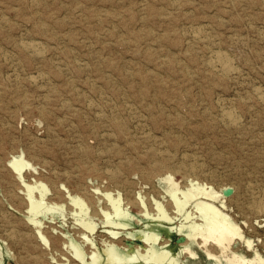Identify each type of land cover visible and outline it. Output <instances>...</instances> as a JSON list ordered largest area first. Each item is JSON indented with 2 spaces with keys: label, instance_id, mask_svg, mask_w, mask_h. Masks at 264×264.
<instances>
[{
  "label": "rangeland",
  "instance_id": "rangeland-1",
  "mask_svg": "<svg viewBox=\"0 0 264 264\" xmlns=\"http://www.w3.org/2000/svg\"><path fill=\"white\" fill-rule=\"evenodd\" d=\"M176 6L178 7L176 8ZM3 22L6 23L3 24ZM0 24V57L2 58L0 59V84H3V86L0 85V94L2 96V99L0 96V206H2L0 207V239H2L0 240V264H147L146 260L141 257V255H145V252L147 255L148 247L145 240L138 236L147 225V221L143 218V214L139 216V218H143V221L133 226V230L135 231L128 230V232L125 231L118 234L117 238H121L123 241L120 240L121 242L118 241L117 245L115 244L117 248H120L129 257L133 258L135 262L131 260L129 263L127 262L128 260L122 261L121 259H116L112 263V261H109L108 256L111 247H104L103 244L110 239L107 230L113 228L109 225H103L100 219L96 218L92 222L93 225H96V229L93 233H90L82 226V220H84V218L81 217L83 214L78 211V207H76L77 209H74L73 212H70L73 207L67 196H69V193L73 196V193L76 192L74 196L86 198L87 200L92 199L90 201L96 199L95 201L98 202V199H101L103 200V206L108 208L109 203L105 201L106 199L102 197V194L109 192L117 196L121 193L120 195H122L123 199H129V197L131 200L136 199L138 201H140L141 198L144 200L147 199L145 201L150 202L148 203L150 213H155L157 209H153L156 207L153 202H161L166 207L165 202L169 198L167 197L166 191L169 187L166 181L167 176L178 184V188L181 191L192 188V185L197 187L204 186L205 188L212 187L215 191L222 190L223 192L221 194L227 201L226 207L222 208L220 204H216V206L223 213L225 212L226 215L228 213L232 222L240 227L243 236L245 235L246 239L252 241L253 248L251 250L247 249L246 244L242 240H234L231 244L230 252L226 253L225 256L230 257L231 252H233L238 255L242 254L246 259L252 260L255 258L256 251L259 256L264 259V215L257 213L259 207L264 206V196H262L264 195V180H262V178L264 179V103L256 96L257 89L264 91V0H0ZM41 25H44V27ZM195 35L197 36L195 37ZM205 35H207V38H210L207 39L203 37ZM86 40L87 42H85ZM231 41L233 43H231ZM32 42L39 44L40 55L25 48L27 43ZM86 45L88 46L86 47ZM186 45L189 46L187 47ZM203 45H206V48H204ZM11 49L15 51H11ZM218 51L227 55L232 65H234L233 67L236 69L238 76H221L218 69L211 65L215 53ZM6 53H9V55H6ZM95 53L96 55H93ZM41 54H43V56ZM95 56H97V58ZM172 56L175 60H178L173 61L174 58ZM5 59L7 61H5ZM39 59L41 62L38 61ZM190 59L194 60L191 61ZM11 60L14 61V65H12L13 62ZM55 60H58V63L55 62ZM92 60L94 61L91 62ZM61 61L63 63H60ZM99 62L102 64L104 63V65ZM162 62H165V64ZM51 63L53 67H51ZM70 64L73 65L69 66ZM87 64L90 68L87 67ZM49 65L50 67H48ZM43 68L45 72L41 70ZM56 68H60L63 73L61 71L59 72L58 69L56 70ZM13 69L16 70V72ZM79 69H81V71ZM88 71L89 73H86ZM66 72L67 74H64ZM9 73H11V75ZM53 73H56V76ZM68 73L71 76H68ZM62 74L63 78H59ZM51 76L53 77L51 78ZM149 76L151 78H149ZM57 77L58 79L56 80ZM221 77L222 79L220 80ZM230 80L231 82H229ZM235 81H237V83ZM4 82H6V84ZM63 83L66 85H63ZM76 83H78V86H75ZM67 84L69 85L67 86ZM91 85L93 86L91 87ZM35 88L37 89L35 90ZM39 88H41L44 93L42 91L39 92ZM48 89L51 90L49 91ZM57 90L59 92H57ZM70 91L71 95L69 93ZM45 92L47 94H45ZM56 94L58 97L60 96V100L57 99ZM184 94L186 96H184ZM39 95L41 96L39 97ZM199 95L202 98H200ZM140 96L141 98L144 97V99H141ZM43 99H46V101ZM58 101L61 102V104L59 102L60 105L57 103ZM73 101H75L77 105ZM203 101H205V104ZM228 102H231V104L229 105ZM247 102H250V105ZM54 103L56 104L54 105ZM130 108L132 110H130ZM225 109H230L237 115L236 117L240 122L239 126L235 127L237 130L232 126L228 127L230 125L225 122L223 118ZM45 110H49V112L51 110L53 111H51L52 114L49 115V112ZM252 110L256 113H254V111L252 112ZM196 111L199 112L195 114ZM46 114L48 115L46 116ZM217 114L219 117L216 116ZM255 114L259 115L256 116ZM57 116L58 118H56ZM209 116H213L214 118ZM40 117L43 119L41 120ZM102 117H104V120ZM110 120L114 123H111ZM240 120H242V122ZM104 121L106 123H104ZM120 123H123V127L122 125L120 127ZM178 123L179 126L177 125ZM181 124L182 127H180ZM52 130L54 131L52 132ZM68 130L69 132L72 130L69 133L70 135L67 132ZM115 130L118 134H116L117 132H115ZM123 131L126 132V134L124 133L125 136H123ZM234 131L239 132L235 133ZM111 132L114 134L111 135ZM130 132L132 134H130ZM140 132H142V134ZM148 132H150L151 135H149L150 133L148 134ZM100 133H102V135ZM56 134L57 142H55ZM96 134L99 140L103 142L98 141ZM108 134H110V136ZM75 135L78 136V138ZM87 135H89V138ZM108 136L111 139H108ZM79 137L83 139L81 140ZM122 139L123 141H121ZM115 140L117 141L115 142ZM126 140L127 142H125ZM138 140L143 141L142 144H140L141 142ZM110 141L113 142L111 143ZM131 141H135V144H132ZM160 141L163 142L161 143ZM167 141H169V143ZM109 144L112 145V148L114 147L113 149L117 147L115 151ZM252 145L255 150L252 148ZM256 145L259 147H256ZM83 146L89 147L85 148ZM76 148L79 149V151L76 150ZM88 148H90L91 151ZM102 148L104 150H102ZM73 150H75V152ZM256 150L257 153L255 154L254 151L256 152ZM258 150L262 153H258ZM109 152L112 153V155L109 154ZM33 153L36 154L33 155ZM88 154L90 156H88ZM261 154H263L262 158ZM103 155L106 158L103 157ZM107 155L110 156L108 157ZM19 157H23L29 163L31 162L34 168L33 171H26L24 173L23 177L25 182H28V184L30 183L31 186H36L34 184L38 182L48 184V186L50 184L49 187L53 189V194L50 197L51 201H57V205L60 201V204L66 208L67 214H62L61 210L54 211L40 207L38 210H41V214H39V216L37 215L38 218L36 217V219L38 224L41 223V229L35 225L33 226L29 221L26 205H23L26 201L25 192L23 190L24 187L21 186L18 175L13 172L9 165L11 160ZM101 157H103V159ZM94 161L97 163H94ZM157 162L158 164H156ZM79 163L81 166L77 167ZM235 163L237 165H234ZM47 165L50 166L48 167ZM49 168L50 171L47 170ZM5 169L6 171H4ZM93 169L94 171L97 169L96 172H93ZM195 170L198 172H195ZM72 172H74V178H70L73 177L71 176ZM152 172L156 174L153 176V174H151ZM112 175L116 176L112 177ZM206 176L209 179L205 178ZM48 177L52 180L55 179V182H52ZM120 178L122 180H119ZM125 178L127 180L126 183H124ZM7 180H9L11 185H9ZM64 181H66V183ZM118 181H122V183L120 182V184ZM259 181L261 183H259ZM199 183H201V185ZM20 186L21 189H19ZM247 186L248 189L246 188ZM63 187L66 189L64 190ZM86 189L89 190L87 191ZM9 191L10 193L7 194ZM252 192H254V195ZM131 194H133V196ZM90 195L93 198H91ZM10 196L11 198L9 199ZM254 196L255 198L258 197L255 199ZM5 198H7L8 201ZM239 202H242V204ZM234 204H236L235 207L237 209L234 207ZM47 205L52 206L49 202H47ZM15 206L21 210H18ZM139 210L138 208H133L131 210V217H137V215H139L138 213H140ZM190 210L191 208L188 211ZM171 212H173L172 208ZM172 215L177 217L174 220L175 223L163 222L167 230L163 229L159 241L162 243L171 241L168 243L170 246L169 249L172 254L176 256L180 250L179 244H177L176 241L182 238L180 237L179 230L184 226L185 216L176 213ZM26 219L27 221H25ZM16 221H18V223H16ZM5 223L6 225L8 224V226H6ZM22 225L25 226L23 227ZM3 226L5 228H3ZM10 228L13 229L11 230ZM168 230H173V234L168 233ZM42 231L46 233V236L50 234V236H47V239L46 236L44 237L47 241L52 239L54 245L52 244L50 248L43 241L42 235L44 236V234ZM93 236L95 237V242L86 239V237L93 238ZM26 242H29V245L32 243L30 247H27L29 246L28 244L25 245ZM40 245L42 246V251ZM149 245H151V242H149ZM31 247L36 250H33ZM75 247H79L84 252V259L79 258L75 254ZM47 249L49 252H46ZM37 252L41 253L38 255ZM48 253L50 256H45L46 254L48 255ZM216 253L218 256L222 257L219 249H217L215 254ZM149 257L151 258V255ZM20 260H22V262H19ZM32 260L34 261L32 262ZM181 260L183 264H190L186 261V257L184 256H182ZM29 261L31 262L29 263ZM256 261L254 264H260L258 260ZM154 263L162 264L158 262ZM208 264L214 263L211 262ZM222 264H226L224 259Z\"/></svg>",
  "mask_w": 264,
  "mask_h": 264
},
{
  "label": "bare ground",
  "instance_id": "bare-ground-1",
  "mask_svg": "<svg viewBox=\"0 0 264 264\" xmlns=\"http://www.w3.org/2000/svg\"><path fill=\"white\" fill-rule=\"evenodd\" d=\"M185 1V0H184ZM171 3V2H170ZM175 3V2H174ZM183 3V2H182ZM179 4V3H178ZM187 5V4H186ZM173 6H175V5H173ZM183 6V5H182ZM178 6H176V8H177ZM180 7V6H179ZM174 8V7H173ZM175 8V9H176ZM39 22V21H38ZM6 22H3V24H5ZM42 23V22H41ZM2 24V23H1ZM0 24V25H1ZM39 24V23H38ZM37 25V24H36ZM41 26H43L44 27V25H41ZM40 26V27H41ZM1 27V26H0ZM42 27V28H43ZM194 29V28H193ZM200 29V28H199ZM42 31H44V30H42ZM200 32V31H199ZM263 32V31H262ZM195 33V32H194ZM264 33V32H263ZM193 34V33H192ZM208 34V33H207ZM203 35V34H202ZM189 36H190V32H189ZM197 35H195V37H196ZM207 35H205V36H203V37H206ZM262 36H263V34H262ZM188 37V36H187ZM200 38V37H199ZM198 38V39H199ZM207 38V37H206ZM210 38V37H209ZM209 38H207V39H209ZM51 39V38H50ZM57 39V38H56ZM206 39V40H207ZM64 40V39H63ZM200 40V39H199ZM241 40V39H240ZM13 41H15V40H13ZM19 41V40H18ZM17 41V42H18ZM27 41V40H26ZM62 41V40H61ZM73 41V40H72ZM234 41V40H233ZM57 42H58V40H57ZM80 42H82V41H80ZM85 42H87V40L85 41ZM213 42V41H212ZM241 42V41H240ZM20 43H21V41H20ZM218 43V42H217ZM231 43H233L232 41H231ZM13 44V43H12ZM16 44V43H15ZM57 44V43H56ZM82 44H85V43H82ZM192 44V43H191ZM219 44V43H218ZM242 44V43H241ZM243 44H244V42H243ZM242 44V45H243ZM199 45V44H198ZM207 45V44H206ZM205 45V46H206ZM209 45V44H208ZM234 45V44H233ZM233 45H231V46H233ZM236 45V44H235ZM238 45V44H237ZM88 45H86V47H87ZM187 46V45H186ZM189 46V45H188ZM187 46V47H188ZM204 46V45H203ZM204 46V48H206ZM217 46V45H216ZM244 46V45H243ZM23 47V46H22ZM42 47H44V46H42ZM57 47H59V46H57ZM90 47V46H89ZM215 47V46H214ZM15 48H17V47H15ZM19 48V47H18ZM25 48L26 49H28L29 51H32V52H34V53H37V54H39L40 53V50H39V44L38 43H35V42H32V43H27L26 45H25ZM50 48V47H49ZM54 48V47H53ZM196 48V47H195ZM21 49V48H20ZM52 50V49H51ZM205 50V49H204ZM218 50V49H217ZM10 51V50H9ZM11 51H15L14 49H11ZM22 51H23V49H22ZM53 51H54V49H53ZM59 51V50H58ZM62 51V50H61ZM195 51V50H194ZM26 52V51H25ZM190 52H191V50H190ZM204 52V51H203ZM3 53V52H2ZM19 53V52H18ZM62 53V52H61ZM194 53V52H193ZM16 54H17V52H16ZM19 54H21V53H19ZM23 54V53H22ZM21 54V55H22ZM196 54V53H195ZM206 54V53H205ZM3 55V54H2ZM6 55H9V53L7 54L6 53ZM20 55V56H21ZM24 55V54H23ZM28 55V54H27ZM26 55V56H27ZM31 55V54H30ZM35 55V54H34ZM40 55V54H39ZM42 56H43V54H41ZM56 55V54H55ZM58 55V54H57ZM91 55V54H90ZM93 55H96V53L95 54H93ZM209 55V54H208ZM1 56V55H0ZM19 56V57H20ZM67 56V55H66ZM92 56V55H91ZM204 56V55H203ZM207 56V55H206ZM3 57V56H2ZM14 57V56H13ZM16 57V56H15ZM24 57V56H23ZM30 57V56H29ZM35 57V56H34ZM40 57V56H39ZM65 57V56H64ZM68 57V56H67ZM66 57V58H67ZM96 58H97V56H95ZM100 57V56H99ZM173 57V56H172ZM6 58V57H5ZM25 58V57H24ZM70 58H71V56H70ZM74 58V57H73ZM94 58V57H93ZM92 58V59H93ZM101 58H103V57H101ZM169 58V57H168ZM171 58V57H170ZM174 58V57H173ZM192 58V57H191ZM0 59H2L1 57H0ZM45 59H47V58H45ZM44 59V60H45ZM49 59V58H48ZM51 59V58H50ZM99 59V58H98ZM234 59V58H233ZM4 60V59H3ZM12 60H14V59H12ZM11 60V61H12ZM36 60V59H35ZM54 60V59H53ZM69 60V59H68ZM72 60V59H71ZM79 60V59H78ZM84 60V59H83ZM99 60H101V59H99ZM103 60V59H102ZM168 60V59H167ZM172 60V59H171ZM175 60V58L173 59V61ZM178 60V59H177ZM177 60H175V61H177ZM185 60V59H184ZM191 61H193L194 59H190ZM210 60V59H209ZM5 61H7L6 59H5ZM22 61H23V58H22ZM38 61H40L41 62V60L39 59ZM46 61V60H45ZM49 61V60H48ZM58 61V60H57ZM56 60H55V62H57ZM81 61V60H80ZM89 61V60H88ZM94 60H92L91 62H93ZM169 61V60H168ZM235 61V60H234ZM2 62V61H1ZM13 62V64L12 65H14V61H12ZM24 62V61H23ZM22 62V63H23ZM30 62V61H29ZM67 62H70V61H67ZM90 62V61H89ZM167 62V61H166ZM172 62V61H171ZM206 62V61H205ZM27 63V62H26ZM58 63V62H57ZM60 63H63L62 61L60 62ZM96 63V62H95ZM98 63V62H97ZM100 63V62H99ZM163 63V62H162ZM168 63V62H167ZM170 63V62H169ZM173 63V62H172ZM180 63V62H179ZM204 63V62H203ZM9 64V63H8ZM24 64H25V62H24ZM48 64V63H47ZM91 64V63H90ZM100 64H102V63H100ZM161 64V63H160ZM163 64H165V62L163 63ZM176 64V63H175ZM6 65V64H5ZM17 65H18V62H17ZM21 65V64H20ZM19 65V66H20ZM46 65V64H45ZM51 65H52V63H51ZM73 65V64H72ZM71 64L69 65V66H72ZM81 65V64H80ZM98 65V64H97ZM102 65H104V63L102 64ZM169 65V64H168ZM168 65H165V66H168ZM174 65V64H173ZM172 65V66H173ZM211 65L213 66V67H216L217 69H218V71H219V73H220V75L221 76H224V77H233V76H238L237 75V71H236V69L233 67L234 65H232V63H231V61H230V59H228V57H227V55L225 54V53H223V52H220V51H218V52H216L215 53V56H214V60H212V63H211ZM237 65H238V63H237ZM67 66V65H66ZM69 66H68V68H69ZM177 66V65H176ZM211 66V67H212ZM7 67V66H6ZM12 67H14V66H12ZM47 67V66H46ZM48 67H50V65L48 66ZM47 67V68H48ZM51 67H53V65L51 66ZM55 67V66H54ZM76 67V66H75ZM74 67V68H75ZM81 67V66H80ZM85 67V66H84ZM87 67H88V64H87ZM170 67V66H169ZM10 68V67H9ZM19 68V67H18ZM66 68V67H65ZM74 68H72V69H74ZM88 68H90V67H88ZM176 68V67H175ZM182 68V67H181ZM8 69V68H7ZM38 69V68H37ZM40 69V68H39ZM49 69H53V68H49ZM58 69V71L60 72L61 70H60V68H56V70ZM82 69V68H81ZM81 69H79L80 71H81ZM84 69V68H83ZM169 69V68H168ZM172 69V68H171ZM188 69V68H187ZM186 69V70H187ZM206 69V68H205ZM12 70V69H11ZM14 70V69H13ZM36 70V69H35ZM41 70H43L44 71V68L43 69H41ZM40 70V71H41ZM63 70H64V68H63ZM86 70V69H85ZM88 70V69H87ZM174 70V69H173ZM172 70V71H173ZM181 70V69H180ZM185 70V69H184ZM208 70V69H207ZM15 72H16V70H14ZM22 71V70H21ZM37 71V70H36ZM35 71V72H36ZM51 71V70H50ZM90 71V70H89ZM89 71L88 72H86V73H89ZM179 71V70H178ZM189 71V70H188ZM45 72V71H44ZM52 72H53V70H52ZM62 72V71H61ZM144 72V71H143ZM181 72V71H180ZM182 72H184V71H182ZM208 72V71H207ZM49 73V72H48ZM57 73V72H56ZM56 73H53L55 76H56ZM63 73V72H62ZM70 73V72H69ZM68 73V76L70 75ZM75 73H77V72H75ZM145 73V72H144ZM10 75H11V73H9ZM33 74V73H32ZM52 74V73H51ZM50 74V75H51ZM64 74H67V72L66 73H64ZM140 74V73H139ZM41 75V74H40ZM46 75H47V73H46ZM60 75V74H59ZM58 75V76H59ZM144 75V74H143ZM184 75V74H183ZM194 75V74H193ZM214 75V74H213ZM212 75V76H213ZM27 76V75H26ZM67 76V75H66ZM71 76V75H70ZM9 77V76H8ZM17 77V76H16ZM30 77V76H29ZM44 77V76H43ZM46 77V76H45ZM53 76H51V78H52ZM63 78V74H62V76H60L59 78ZM194 77V76H193ZM211 77V76H210ZM246 77V76H245ZM27 78V77H26ZM34 78V77H33ZM55 78V77H54ZM66 78V77H65ZM64 78V79H65ZM70 78V77H69ZM88 78H89V76H88ZM146 78V77H145ZM144 78V79H145ZM149 78H151L150 76H149ZM236 78V77H235ZM235 78H233V79H235ZM240 78V77H239ZM8 79V78H7ZM44 79V78H43ZM58 79V77L56 78V80ZM191 79H192V77H191ZM212 79H214V78H212ZM222 79V77L220 78V80ZM224 79H226V78H224ZM237 79H238V77H237ZM1 80V79H0ZM11 80V79H10ZM17 80H18V78H17ZM30 80H32V79H30ZM42 80V79H41ZM67 80V79H66ZM150 80V79H149ZM2 81H3V79H2ZM8 81V80H7ZM12 81V80H11ZM14 81V80H13ZM33 81H35V80H33ZM55 81V80H54ZM61 81V80H60ZM59 81V82H60ZM63 81V80H62ZM65 81V80H64ZM69 81V80H68ZM67 81V82H68ZM89 81H91V80H89ZM159 81H161V80H159ZM164 81V80H163ZM162 81V82H163ZM240 81V80H239ZM10 82V81H9ZM76 82V81H75ZM83 82H84V80H83ZM82 82V83H83ZM93 82V81H92ZM221 82V81H220ZM225 82H226V80H225ZM229 82H231V80L229 81ZM236 83H237V81H235ZM1 83V82H0ZM5 84H6V82H4ZM38 83V82H37ZM36 83V84H37ZM55 83H57V82H55ZM66 83V82H65ZM65 83H63V85L65 84ZM73 83V82H72ZM72 83H70V84H72ZM158 83H160V82H158ZM223 83H224V80H223ZM47 84V83H46ZM45 84V85H46ZM49 84V83H48ZM78 83H76L75 84V86L77 85ZM87 84H89V83H87ZM93 84V83H92ZM161 84V83H160ZM162 84H164V83H162ZM0 85H2L3 86V84H0ZM51 85H52V83H51ZM61 85H62V82H61ZM66 85V84H65ZM69 84H67V86H68ZM73 85V84H72ZM84 85V84H83ZM95 85V84H94ZM31 86V85H30ZM47 86V85H46ZM46 86H44V87H46ZM55 86H57V85H55ZM67 86H65V87H67ZM78 86V85H77ZM86 86H89V85H86ZM93 85H91V87H92ZM163 86V85H162ZM241 86H242V84H241ZM8 87V86H7ZM32 87V86H31ZM37 87V86H36ZM43 87V88H44ZM48 87V86H47ZM64 87V86H63ZM73 87V86H72ZM95 87V86H94ZM38 88V87H37ZM37 88H35V90L37 89ZM51 88V87H50ZM55 88V87H54ZM59 88V87H58ZM8 89V88H7ZM61 89V88H60ZM64 89V88H63ZM67 89V88H66ZM70 89V88H69ZM72 89V88H71ZM94 89V88H93ZM97 89V88H96ZM262 89V88H261ZM1 90V89H0ZM49 91L51 90V89H48ZM91 90V89H90ZM256 90V89H255ZM4 91V90H3ZM5 91H6V89H5ZM40 91H42L41 90V88H39V92ZM55 91H56V88H55ZM61 91H62V89H61ZM61 91H60V93H61ZM74 91V90H73ZM142 91V90H141ZM252 91V90H251ZM36 92H38V91H36ZM43 92V91H42ZM52 92L54 93V91L52 90ZM57 92H59L58 90H57ZM4 93H6V92H4ZM21 93V92H20ZM24 93V92H23ZM22 93V94H23ZM44 93V92H43ZM43 93H41V94H43ZM53 93H52V96H53ZM56 93V92H55ZM63 93H65V92H63ZM70 93V95H71V91L69 92ZM83 93V92H82ZM140 93V92H139ZM143 93V92H142ZM141 93V94H142ZM39 94V93H38ZM45 94H47L46 92H45ZM84 94V93H83ZM100 94V93H99ZM183 94V93H182ZM181 94V95H182ZM187 94V93H186ZM190 94V93H189ZM188 94V95H189ZM201 94V93H200ZM211 94V93H210ZM253 94V93H252ZM57 95V94H56ZM63 95V94H62ZM62 95H61V97H62ZM104 95H105V93H104ZM140 95V94H139ZM149 95V94H148ZM0 96H1V94H0ZM20 96V95H19ZM41 95H39V97H40ZM44 96V95H43ZM68 96V95H67ZM67 96H65V97H67ZM86 96V95H85ZM101 96V95H100ZM99 96V97H100ZM146 96V95H145ZM184 96H186L185 94H184ZM204 96V95H203ZM254 96V95H253ZM256 96H257V98L261 101V102H263L264 103V91L263 90H260V89H257L256 90ZM51 97V96H50ZM60 97V96H59ZM59 97H58V95H57V99L58 100H60L59 99ZM199 97H200V95H199ZM198 97V98H199ZM207 97V96H206ZM205 97V98H206ZM23 98V97H22ZM25 98H27V97H25ZM46 98H47V95H46ZM68 98V97H67ZM74 98V97H73ZM83 98H85V97H83ZM140 98H141V96H140ZM188 98V97H187ZM200 98H202V97H200ZM199 98V99H200ZM212 98V97H211ZM247 98H248V96H247ZM250 98V97H249ZM252 98H254V97H252ZM1 99H2V96H1ZM21 99V98H20ZM19 99V100H20ZM28 99V98H27ZM56 99V100H57ZM61 99H63V98H61ZM65 99V98H64ZM102 99H103V97H102ZM141 99H144V97L143 98H141ZM150 99V98H149ZM190 99V98H189ZM195 99V98H194ZM207 99V98H206ZM205 99V100H206ZM230 99V98H229ZM22 100V99H21ZM35 100V99H34ZM37 100V99H36ZM40 100V99H39ZM38 100V101H39ZM43 100H45L46 101V99H43ZM51 100V99H50ZM55 100V99H54ZM89 100H91V99H89ZM104 100V99H103ZM188 100V99H187ZM203 100V99H202ZM210 100V99H209ZM212 100V99H211ZM232 100V99H231ZM238 100V99H237ZM240 100V99H239ZM249 100V99H248ZM254 100V99H253ZM252 100V101H253ZM17 101V100H16ZM29 101V100H28ZM44 101V102H45ZM52 101V100H51ZM65 101V100H64ZM63 101V102H64ZM80 101V100H79ZM82 101V100H81ZM85 101V100H84ZM153 101V100H152ZM189 101V100H188ZM207 101V100H206ZM22 102V101H21ZM59 102L60 101H58L57 103L59 104ZM69 102V101H68ZM73 102H75V101H73ZM90 102V101H89ZM150 102V101H149ZM190 102V101H189ZM188 102V103H189ZM205 101H203V103H204ZM212 102H214V101H212ZM227 102V101H226ZM239 102H241V101H239ZM243 102V101H242ZM38 103V102H37ZM43 103V102H42ZM41 103V104H42ZM46 103V102H45ZM52 103V102H51ZM50 103V104H51ZM79 103V102H78ZM217 103V102H216ZM223 103H224V100H223ZM222 103V104H223ZM229 103V102H228ZM227 103V104H228ZM248 103V102H247ZM246 103V104H247ZM250 103V102H249ZM248 103V104H249ZM23 104V103H22ZM27 104H28V102H27ZM44 104V103H43ZM56 103H54V105H55ZM60 104H61V102H60ZM59 104V105H60ZM75 104H76V102H75ZM74 104V105H75ZM90 104V103H89ZM102 104V103H101ZM152 104V103H151ZM191 104V103H190ZM190 104H189V107H190ZM205 104V103H204ZM208 104H210V103H208ZM225 104V103H224ZM231 104V102L229 103V105ZM247 104V105H248ZM37 105H39V104H37ZM77 105V104H76ZM81 105V104H80ZM92 105V104H91ZM234 105V104H233ZM250 105V104H249ZM256 105H257V103H256ZM22 106V105H21ZM25 106H26V104H25ZM42 106V105H41ZM41 106H39V107H41ZM51 106V105H50ZM66 106V105H65ZM64 106V107H65ZM94 106V105H93ZM98 106V105H97ZM96 106V107H97ZM210 106V105H209ZM220 106V105H219ZM227 106V105H226ZM259 106H261V105H259ZM23 107V106H22ZM43 107V106H42ZM61 107V106H60ZM83 107V106H82ZM194 107V106H193ZM206 107H208V106H206ZM211 107H212V105H211ZM223 107V106H222ZM238 107V106H237ZM52 108V107H51ZM50 108V109H51ZM54 108V107H53ZM66 108V107H65ZM69 108H70V106H69ZM217 108V107H216ZM262 108V107H261ZM25 109V108H24ZM68 109V108H67ZM82 109V108H81ZM80 109V110H81ZM194 109V108H193ZM207 109V108H206ZM235 109V108H234ZM243 109V108H242ZM258 109V108H257ZM38 110V109H37ZM44 110V109H43ZM57 110H58V108H57ZM64 110V109H63ZM130 110H132L131 108H130ZM191 110H192V108H191ZM194 110H196V109H194ZM204 110V109H203ZM240 110V109H239ZM260 110H262V109H260ZM40 111V110H39ZM46 111V110H45ZM51 111H53V110H51ZM50 111V112H51ZM60 111H61V108H60ZM67 111V110H66ZM207 111V110H206ZM206 111H204V112H206ZM217 111V110H216ZM234 111V110H233ZM238 111V110H237ZM241 111V110H240ZM240 111H239V113H240ZM250 111H251V108H250ZM254 110H252V112H253ZM257 111V110H256ZM46 112H49V110L48 111H46ZM45 112V113H46ZM49 112V115L50 114H52V112L50 113ZM55 112V111H54ZM57 112V111H56ZM68 112V111H67ZM197 112H199V111H196V113L195 114H197ZM219 112V111H218ZM248 112V111H247ZM246 112V113H247ZM260 112V111H259ZM41 113V112H40ZM44 113V114H45ZM61 113V112H60ZM64 113V112H63ZM66 113V112H65ZM192 113V112H191ZM211 113H212V111H211ZM214 113H215V111H214ZM254 113H256L255 111H254ZM56 114V113H55ZM55 114H54V118H55ZM74 114V113H73ZM76 114H77V112H76ZM205 114H207V113H205ZM241 114V113H240ZM48 114H46V116H47ZM63 115H65V114H63ZM71 115H72V113H71ZM70 115V116H71ZM95 115H96V113H95ZM101 115V114H100ZM208 115V114H207ZM211 115V114H210ZM220 115V114H219ZM256 115V114H255ZM255 115H253V116H255ZM259 115V114H258ZM258 115H256V116H258ZM44 116V115H43ZM59 116V115H58ZM58 116L56 117V118H58ZM85 116V115H84ZM105 116V115H104ZM216 116H218V114L216 115ZM215 116V117H216ZM237 115L236 114H234L230 109H225L224 110V112H223V118H224V120H225V122L228 124V125H230V126H228V127H234V129H236L235 127H238L239 126V124H240V122H239V119L236 117ZM243 116V115H242ZM51 117V116H50ZM75 117V116H74ZM178 117H181V116H178ZM177 117V118H178ZM204 117H205V115H204ZM207 117V116H206ZM209 117H213V116H209ZM219 117V116H218ZM41 118V120L43 119L42 117H40ZM70 118H72V117H70ZM103 118V120H104V117H102ZM183 118V117H182ZM214 118V117H213ZM259 118V117H258ZM101 119V118H100ZM185 119V118H184ZM205 119H207V118H205ZM216 119H217V117H216ZM251 119H252V117H251ZM260 119V118H259ZM264 119V118H263ZM45 120V119H44ZM74 120V119H73ZM98 120H99V118H98ZM107 120V119H106ZM118 120V119H117ZM178 120H180V119H178ZM212 120V119H211ZM219 120V119H218ZM250 120V119H249ZM255 120H256V118H255ZM51 121V120H50ZM102 121V120H101ZM214 121V120H213ZM241 122H242V120H240ZM261 121H262V119H261ZM99 122V121H98ZM103 122V121H102ZM109 122V121H108ZM110 122H111V120H110ZM177 122V121H176ZM184 122V121H183ZM183 122H179V123H183ZM208 122V121H207ZM210 122V121H209ZM53 123V122H52ZM73 123V122H72ZM71 123V124H72ZM101 123V122H100ZM104 123H106L105 121H104ZM111 123H114V122H111ZM179 123L177 124L178 126H179ZM217 123H220V122H217ZM245 123V122H244ZM258 123V122H257ZM261 123H263V122H261ZM261 123H260V125H261ZM49 124V123H48ZM57 124V123H56ZM55 124V125H56ZM62 124V123H61ZM65 124V123H64ZM66 124H67V121H66ZM123 123H120L119 125H120V127H121V125H122ZM225 124V123H224ZM250 124V123H249ZM47 125V124H46ZM45 125V126H46ZM74 125V124H73ZM125 125V124H124ZM209 125H211V124H209ZM247 125H248V123H247ZM252 125V124H251ZM259 125V124H258ZM259 125V126H260ZM61 126V125H60ZM68 126V125H67ZM91 126V125H90ZM126 126V125H125ZM203 126H205V125H203ZM212 126V125H211ZM47 127H48V125H47ZM53 127H55V126H53ZM106 127V126H105ZM104 127V128H105ZM113 127V126H112ZM111 127V128H112ZM122 127H123V125H122ZM180 127H182V124H181V126ZM210 127V126H209ZM216 127V126H215ZM240 127H243V126H240ZM247 127V126H246ZM62 128H63V125H62ZM72 128V127H71ZM76 128V127H75ZM91 128V127H90ZM92 128H93V126H92ZM98 128H99V126H98ZM97 128V129H98ZM101 128V127H100ZM110 128V129H111ZM116 128V127H115ZM119 128V127H118ZM210 128H212V127H210ZM245 128V127H244ZM55 129H58V128H55ZM54 129V130H55ZM66 129H67V127H66ZM66 129H64V130H66ZM70 129V128H69ZM107 129V128H106ZM114 129V128H113ZM204 129H205V127H204ZM203 129V130H204ZM213 129V128H212ZM221 129V128H220ZM231 129V128H230ZM255 129V128H254ZM54 130H52V132L54 131ZM95 130V129H94ZM121 130V129H120ZM125 130V129H124ZM237 130V129H236ZM239 130V129H238ZM47 131V130H46ZM62 131V130H61ZM72 131V130H71ZM70 131V132H71ZM76 131H78V130H76ZM82 131V130H81ZM104 131V130H103ZM106 131V130H105ZM108 131V130H107ZM126 131V130H125ZM166 131V130H165ZM221 131V130H220ZM232 131V130H231ZM249 131V130H248ZM253 131V130H252ZM257 131V130H256ZM51 132V131H50ZM57 132V131H56ZM60 132V131H59ZM68 132V134L70 133L69 132V130L67 131ZM75 132V131H74ZM74 132H72V133H74ZM89 132V131H88ZM92 132V131H91ZM97 132H99V131H97ZM115 132H117L116 130H115ZM144 132V131H143ZM223 132V131H222ZM235 132V131H234ZM239 131H237V132H235V133H238ZM242 132V131H241ZM244 132V131H243ZM254 132V131H253ZM47 133V132H46ZM58 133V132H57ZM93 133H96V132H93ZM120 133H121V131H120ZM123 133V136H125L124 135V133L126 134V132H122ZM141 134H142V132H140ZM150 132H148V134H149ZM166 133V132H165ZM52 134H54V133H52ZM76 134V133H75ZM80 134V133H79ZM85 134H87V133H85ZM84 134V135H85ZM88 134H90V133H88ZM98 134V133H97ZM96 134V135H97ZM101 135H102V133H100ZM114 134V133H113ZM112 134V132H111V135H113ZM116 134H118V132L116 133ZM130 134H132L131 132H130ZM144 134V133H143ZM251 134V133H250ZM255 134V133H254ZM254 134H253V136H254ZM260 134V133H259ZM263 134V133H262ZM70 135V134H69ZM74 135V134H73ZM93 135V134H92ZM105 135V134H104ZM109 136H110V134H108ZM149 135H151V133L149 134ZM239 135H241V134H239ZM246 135V134H245ZM249 135V134H248ZM52 136H54V135H52ZM56 136H57V134L55 135V139H56ZM66 136V135H65ZM72 136V135H71ZM76 136V135H75ZM83 136V135H82ZM89 135H87V137H88ZM109 136H108V139H111V138H109ZM115 136V135H114ZM129 136V135H128ZM257 136H258V134H257ZM264 136V135H263ZM73 137V136H72ZM77 138H78V136H76ZM97 137H98V135H97ZM96 137V138H97ZM122 137V136H121ZM130 137V136H129ZM146 137V136H145ZM144 137V138H145ZM149 137V136H148ZM169 137V136H168ZM53 138V137H52ZM59 138V137H58ZM69 138V137H68ZM74 138V137H73ZM80 138V137H79ZM89 138V137H88ZM91 138V137H90ZM125 138H128V137H125ZM131 138V137H130ZM140 138V137H139ZM164 138V137H163ZM258 138H261V137H258ZM264 138V137H263ZM262 138V139H263ZM48 139V138H47ZM81 139V138H80ZM79 139V140H80ZM83 139V138H82ZM81 139V140H82ZM93 139H95V138H93ZM107 139V140H108ZM118 139H120V138H118ZM124 139V138H123ZM123 139L121 140V141H123ZM141 139H142V137H141ZM170 139V138H169ZM59 140H61V139H59ZM84 140H85V138H84ZM140 140V139H139ZM138 140V141H139ZM161 140V139H160ZM163 140V139H162ZM172 140H174V139H172ZM171 140V141H172ZM254 140V139H253ZM255 140H256V138H255ZM261 140V139H260ZM45 141V140H44ZM54 141V140H53ZM53 141H52V143H53ZM58 140L56 139L55 140V142H57ZM62 141V140H61ZM78 141V140H77ZM96 141H97V139H96ZM98 141H100L99 140V137H98ZM102 141V140H101ZM100 141V142H101ZM109 141V140H108ZM117 140H115V142H116ZM129 141V140H128ZM50 142V141H49ZM83 142H85V141H83ZM103 142V141H102ZM111 142V141H110ZM113 142V141H112ZM111 142V143H112ZM119 142V141H118ZM125 142H127V140L125 141ZM130 142V141H129ZM139 142H141L140 144H142V142L143 141H139ZM161 142V141H160ZM163 142V141H162ZM161 142V143H162ZM168 143H169V141H167ZM174 142V141H173ZM253 142V141H252ZM82 143V142H81ZM131 143L133 144H135V141L134 142H132L131 141ZM130 143V144H131ZM175 143H176V140H175ZM257 143V142H256ZM260 143V142H259ZM54 144V143H53ZM58 144H61V143H58ZM57 144V145H58ZM62 144H63V142H62ZM65 144V143H64ZM68 144V143H67ZM73 144V143H72ZM84 144V143H83ZM128 144V143H127ZM144 144V143H143ZM178 144V143H177ZM263 144V143H262ZM262 144H260V145H262ZM55 145V144H54ZM75 145V144H74ZM110 145V144H109ZM119 145V144H118ZM161 145V144H160ZM174 145H176V144H174ZM255 145V144H254ZM67 146V145H66ZM73 146V145H72ZM76 146V145H75ZM104 146V145H103ZM112 145H110V147H111ZM144 146V145H143ZM146 146V145H145ZM147 146H148V144H147ZM164 146V145H163ZM163 146H160V147H163ZM258 145H256V147H257ZM83 147H85V146H83ZM87 147H89V146H87ZM87 147H85V148H87ZM149 147V146H148ZM255 147V148H256ZM259 147V146H258ZM59 148H60V145H59ZM64 148V147H63ZM74 148V147H73ZM92 148V147H91ZM112 148V147H111ZM114 148V147H113ZM112 148V149H113ZM117 148V147H116ZM115 148V149H116ZM135 148V147H134ZM145 148V147H144ZM252 148L254 149V147H253V145H252ZM264 148V147H263ZM64 149H66V148H64ZM69 149V148H68ZM81 149V148H80ZM89 150H90V148H88ZM88 149H87V151H88ZM109 149V148H108ZM111 149V150H112ZM115 149H113L114 151H115ZM162 149V148H161ZM259 149V148H258ZM72 150V149H71ZM76 150H78L79 151V149H77L76 148ZM102 150H104L103 148H102ZM101 150V151H102ZM118 150V149H117ZM116 150V151H117ZM146 150H147V148H146ZM255 150V149H254ZM261 150V149H260ZM33 151V150H32ZM36 151V150H35ZM69 151V150H68ZM74 152H75V150H73ZM78 151H76V152H78ZM81 151V150H80ZM91 151V150H90ZM108 151V150H107ZM34 152V151H33ZM40 152V151H39ZM45 152V151H44ZM72 152V151H71ZM103 152V151H102ZM113 152V151H112ZM152 152V151H151ZM243 152V151H242ZM253 152V151H252ZM30 153V152H29ZM40 153H42V152H40ZM91 153V152H90ZM89 153V154H90ZM115 153V152H114ZM119 153V152H118ZM121 153V152H120ZM147 153V152H146ZM162 153V152H161ZM254 153L256 154L257 153V150H256V152L254 151ZM258 153H262V152H259V150H258ZM34 154H36V153H33V155ZM44 154V153H43ZM76 154V153H75ZM80 154H83V153H80ZM88 154V156H90ZM99 154V153H98ZM104 154V153H103ZM107 154V153H106ZM109 154H111L112 155V153H110L109 152ZM152 154V153H151ZM155 154V153H154ZM251 154H253V153H251ZM91 155H93V154H91ZM105 155V154H104ZM103 155V157H105ZM117 155V154H116ZM121 155V154H120ZM262 155L263 154H261V158H262ZM76 156V155H75ZM79 156V155H78ZM81 156V155H80ZM87 156V155H86ZM108 156V155H107ZM110 156V155H109ZM108 156V157H109ZM150 156V155H149ZM157 156V155H156ZM155 156V157H156ZM254 156H257V155H254ZM264 156V155H263ZM42 157H43V155H42ZM45 157V156H44ZM103 157H101L102 159H103ZM152 157V156H151ZM154 157V158H155ZM167 157V156H166ZM165 157V158H166ZM251 157H252V155H251ZM36 158H37V156H36ZM79 158V157H78ZM89 158V157H88ZM106 158V157H105ZM258 158H259V156H258ZM258 158H257V160H258ZM43 159V158H42ZM45 159H47V158H45ZM81 159H84V158H81ZM89 159H91V158H89ZM101 159V160H102ZM108 159V158H107ZM193 159H194V157H193ZM252 159V158H251ZM2 160V159H1ZM41 160V159H40ZM93 160V159H92ZM97 160V159H96ZM156 160V159H155ZM165 160V159H164ZM191 160V159H190ZM195 160V159H194ZM255 160V159H254ZM253 160V161H254ZM256 160V161H257ZM5 161V160H4ZM3 161V162H4ZM34 161V160H33ZM36 161H37V159H36ZM39 161V160H38ZM45 161V160H44ZM157 161V160H156ZM166 161H169V160H166ZM259 161V160H258ZM6 162V161H5ZM35 162V161H34ZM41 162V161H40ZM39 162V163H40ZM79 162V161H78ZM83 162V161H82ZM90 162V161H89ZM89 162H88V164H89ZM96 161H94V163H95ZM187 162V161H186ZM97 163V162H96ZM99 163V162H98ZM161 163H162V161H161ZM167 163H169V162H167ZM185 163V162H184ZM238 163V162H237ZM2 164V163H1ZM36 164V163H35ZM38 164V163H37ZM43 164V163H42ZM84 164V163H83ZM156 164H158V162L156 163ZM188 164V163H187ZM261 164V163H260ZM9 165H10V167H11V169L13 170V172H15L16 173V175H18V178H19V181H21L20 183H21V186H23L24 187V192H25V197H26V201H25V204H23L25 207H26V210H27V215H28V219H29V221L31 222V224H33V226L35 225V226H37V227H39V229H41V223L40 224H38V221H37V219H36V217H37V215L39 216V214H41V210L39 211L38 209L40 208V207H43L44 209H48V210H54V211H58V210H61V213L62 214H67V212H66V208L63 206V205H61L60 204V201H59V204L57 205V201L56 202H53V201H51V199H50V197L52 196V194H53V189H51L49 186H50V184H49V186H48V184H44V183H42V182H38V183H35L34 185H36V186H31V184L29 183L28 184V182L26 183L25 182V180H24V173L26 172V171H33L34 170V168H33V166H32V163L30 162H28V161H26L23 157H19V158H14L13 160H11L10 162H9ZM77 165V164H76ZM91 165V164H90ZM95 165V164H94ZM99 165V164H98ZM97 165V166H98ZM101 165V164H100ZM160 165V164H159ZM158 165V166H159ZM234 165H237L236 163L234 164ZM259 165V164H258ZM3 166V165H2ZM35 166V165H34ZM38 166V165H37ZM48 166V165H47ZM50 166V165H49ZM48 166V167H49ZM79 166H81V164L79 163V165L77 166V167H79ZM84 166V165H83ZM96 166V165H95ZM130 166V165H129ZM164 166V165H163ZM190 166H191V164H190ZM194 166V165H193ZM255 166V165H254ZM7 167V166H6ZM86 167V166H85ZM162 167V166H161ZM165 167V166H164ZM192 167V166H191ZM202 167V166H201ZM239 167H241V166H239ZM238 167V168H239ZM4 168V167H3ZM96 168V167H95ZM94 168V169H95ZM155 168V167H154ZM203 168V167H202ZM202 168H201V170H202ZM89 169V168H88ZM87 169V170H88ZM94 169H93V172H96V170L97 169H99V168H97L95 171H94ZM169 169V168H168ZM188 169V168H187ZM192 169H194V168H192ZM260 169V168H259ZM9 170V169H8ZM47 170H49L50 171V168L49 169H47ZM90 170V169H89ZM151 170V169H150ZM166 170H167V168H166ZM239 170V169H238ZM3 171V170H2ZM4 171H6V169L4 170ZM77 171V170H76ZM164 171V170H163ZM203 171H204V169H203ZM1 172V171H0ZM111 172H112V170H111ZM142 172V171H141ZM166 172V171H165ZM195 172H198V171H196L195 170ZM194 172V173H195ZM3 173V172H2ZM34 173V172H33ZM73 173L74 172H72V175L71 176H73ZM76 173V172H75ZM79 173V172H78ZM115 173V172H114ZM119 173V172H118ZM207 173L209 174V172L207 171ZM263 173V172H262ZM12 174V173H11ZM31 174H32V172H31ZM51 174V173H50ZM84 174V173H83ZM96 174V173H95ZM116 174V173H115ZM147 174V173H146ZM150 174V173H149ZM151 174H153V172L151 173ZM150 174V175H151ZM156 173H154L153 174V176L155 175ZM159 174V173H158ZM169 174V173H168ZM264 174V173H263ZM4 175V174H3ZM10 175V174H9ZM28 175V174H27ZM43 175V174H42ZM59 175H61V174H59ZM104 175V174H103ZM117 175V174H116ZM116 175H112V177L113 176H116ZM120 175V174H119ZM118 175V176H119ZM149 175V176H150ZM165 175V174H164ZM204 175V174H203ZM258 175H260V174H258ZM262 175V174H261ZM29 176V175H28ZM76 176V175H75ZM148 176V175H147ZM159 176V175H158ZM162 176V175H161ZM250 176V175H249ZM3 177V176H2ZM5 177V176H4ZM11 177L13 178V176L11 175ZM15 177V176H14ZM42 177V176H41ZM45 177V176H44ZM97 177V176H96ZM106 177V176H105ZM124 177V176H123ZM146 177V176H145ZM151 177V176H150ZM156 177V176H155ZM191 177H192V175H191ZM191 177H189V178H191ZM11 178V179H12ZM32 178V177H31ZM38 178V177H37ZM36 178V179H37ZM46 178H47V176H46ZM49 178V177H48ZM69 178V177H68ZM70 178H74V176L73 177H70ZM80 178V177H79ZM88 178V177H87ZM116 178V177H115ZM119 178V177H118ZM117 178V179H118ZM122 178V177H121ZM119 179V180H122V179ZM141 178H142V176H141ZM164 178V177H163ZM188 178V179H189ZM194 178V177H193ZM205 178H208L207 176L205 177ZM1 179V178H0ZM15 179V178H14ZM43 179V178H42ZM45 179V178H44ZM49 179H51V178H49ZM59 179V178H58ZM57 179V180H58ZM62 179V178H61ZM60 179V180H61ZM98 179H99V177H98ZM97 179V180H98ZM104 179V178H103ZM174 179V178H173ZM209 179V178H208ZM16 180V179H15ZM38 180V179H37ZM67 180V179H66ZM69 180H72V179H69ZM77 180V179H76ZM146 180V179H145ZM196 180V179H195ZM201 180V179H200ZM258 180H260V179H258ZM262 180H264L263 178H262ZM8 181V183H9V180H7ZM41 181V180H40ZM43 181V180H42ZM48 181H50V180H48ZM51 181L53 182H55V179L54 180H52L51 179ZM74 181V180H73ZM116 181V180H115ZM126 178H125V180H124V183H126ZM147 181V180H146ZM164 181V180H163ZM166 181L168 182V188L166 189V191H167V197H169L168 199H167V201L165 202L166 203V207L161 203V202H158V201H155V203L153 202V204H155L156 205V207L155 208H153V209H157V211L155 212V213H150V210H149V207H148V203H150V202H146L145 200H147V199H143V198H141L140 199V201H138V200H131L130 199V197H129V199H123L122 198V195H120V194H118L117 196H114L113 194H111V193H105V194H102L103 196L102 197H104V199H106L105 201H107V203H109L108 205H109V207L108 208H105L104 206H103V200H101V199H98V202L97 201H90V200H92V199H90V200H87L86 198H82V197H77V196H74L75 195V193H73L74 195L72 196V194L70 195V193H69V196H67V194H66V196L67 197H69V199H70V204H71V206L73 207V209L72 210H70V212H73L74 211V209H77L76 207H78V211H80L82 214H83V216H81V217H83L84 218V220H82V226L85 228V229H87L90 233H93L94 231H95V229H96V225H93L92 224V222H93V220H95L96 218H98V219H100V221L103 223V225H109V226H111L113 229H111L110 228V230H107V233L109 234V240L108 241H105L104 242V244H103V246L104 247H111L110 249H109V253H108V256H109V261H112V263H113V261L114 260H116V259H121L122 261L123 260H128L127 262H129L130 263V261L132 260V261H134L135 262V260L133 259V258H131V257H129L124 251H122L120 248H117L116 246H115V244L117 245V242L119 241V242H121V241H123V239H121V238H117V235L118 234H120V233H122V232H125V231H127L128 232V230H133V226H135L138 222H141V221H143V218L147 221V225H146V227H145V229L142 231V233H140L138 236L141 238V239H144L145 240V243H146V245H147V247H148V252H147V255H146V252H145V255H141V257H143L145 260H146V263L147 264H155L154 262H158V263H162V264H183V261L181 260V258H182V256H184V257H186V261L187 262H189L190 264H208V263H211V262H213L214 264H222L223 263V259H224V262H226V264H254V262L256 261V260H258L259 261V263L260 264H264V259H262L260 256H259V254L255 251V258L254 259H246L244 256H242V254L241 255H238V254H236V253H233V252H231V256L229 257H226L225 256V254L226 253H228V252H230V250H231V244L233 243V241L234 240H242L245 244H246V246H247V249H253L252 248V241L251 240H249V239H246L245 238V235L243 236V234H242V232L240 231L241 229H240V227H238L237 226V224H234L233 222H232V220L230 219V217H229V215H228V213H227V215H226V213L224 214L217 206H216V204H220L221 205V207L222 208H225L226 207V203H227V201L225 200V197L221 194L223 191L221 190V191H215L212 187H210V188H205L204 186L203 187H197V186H193L192 185V188H190V189H188V190H186V191H181L179 188H178V184H176V182H174L171 178H168V176H167V179H166ZM191 181V180H190ZM239 181V180H238ZM255 181H256V179H255ZM15 182V181H14ZM45 182V181H44ZM61 182V181H60ZM65 183H66V181H64ZM75 182V181H74ZM80 181L78 180V183H79ZM103 182V181H102ZM113 182V181H112ZM119 182V181H118ZM121 183H122V181H120ZM119 182V183H120ZM189 182V181H188ZM194 182V181H193ZM253 182V181H252ZM4 183H6V182H4ZM57 183V182H56ZM70 183V182H69ZM85 183H86V179H85ZM111 183V182H110ZM115 183H117V182H115ZM120 183V184H121ZM138 183V182H137ZM195 183V182H194ZM240 183V182H239ZM242 183V182H241ZM251 183V182H250ZM259 183H261L260 181H259ZM14 184V183H13ZM16 184V183H15ZM17 184H19V183H17ZM55 184V183H54ZM76 184V183H75ZM80 184V183H79ZM88 184V183H87ZM118 184V183H117ZM136 184V183H135ZM146 184V183H145ZM200 185H201V183H199ZM237 184V183H236ZM245 184V183H244ZM9 185H11L10 183H9ZM68 185V184H67ZM73 185H74V183H73ZM197 185V184H196ZM206 185V184H205ZM234 185V184H233ZM263 185V184H262ZM14 186V185H13ZM19 186V185H18ZM21 186H20V188L19 189H21ZM52 186V185H51ZM59 186H60V184H59ZM75 186V185H74ZM77 186V185H76ZM86 186V185H85ZM137 186V185H136ZM144 186V185H143ZM191 186V185H190ZM237 186V185H236ZM2 187V186H1ZM9 187V186H8ZM73 187V186H72ZM124 187H125V185H124ZM131 187V186H130ZM231 187V186H230ZM253 187V186H252ZM257 187V186H256ZM52 188H54V187H52ZM61 188V187H60ZM64 188V190L66 189L65 187H63ZM122 188V187H121ZM144 188V187H143ZM247 189H248V186L246 187ZM8 189V188H7ZM11 189V188H10ZM18 189V188H17ZM55 189V188H54ZM68 189V188H67ZM81 189V188H80ZM90 189V188H89ZM88 189V190H89ZM102 189V188H101ZM134 189H135V187H134ZM218 189V188H217ZM233 189V188H232ZM256 189V188H255ZM254 189V190H255ZM15 190V189H14ZM22 190V191H23ZM75 190H77V189H75ZM87 190V189H86ZM87 190V191H88ZM107 190H109V189H107ZM107 190H105V191H107ZM122 190V189H121ZM142 190V189H141ZM231 190V189H230ZM242 190V189H241ZM259 190V189H258ZM263 190V189H262ZM20 191V190H19ZM67 191V190H66ZM245 191V190H244ZM249 191V190H248ZM252 191V190H251ZM14 192V191H13ZM21 192V191H20ZM57 192H58V189H57ZM56 192V193H57ZM71 192V191H70ZM78 192H80V191H78ZM94 192V191H93ZM100 192V191H99ZM143 192H144V190H143ZM143 192H142V194H143ZM179 192V193H178ZM250 192V191H249ZM8 193H10V191L9 192H7V194ZM12 193V192H11ZM61 193H64V192H61ZM95 193V192H94ZM244 193V192H243ZM253 193V195H254V192H252ZM5 194V193H4ZM16 194V193H15ZM19 194V193H18ZM86 195H88L87 193H85ZM127 194H129V193H127ZM224 194H226V193H224ZM236 194V193H235ZM239 194V193H238ZM20 195V194H19ZM57 195H61V194H57ZM63 195V194H62ZM130 195V194H129ZM128 195V196H129ZM132 196H133V194H131ZM139 195H140V193H139ZM16 196H17V194H16ZM16 196H15V200H16ZM22 196V195H21ZM161 196V195H160ZM163 196V195H162ZM240 196V195H239ZM260 196V195H259ZM262 196H264V195H262ZM5 197V196H4ZM8 197V196H7ZM12 197H14V196H12ZM56 197V196H55ZM90 197H91V195H90ZM145 197V196H144ZM258 197V196H257ZM256 197V198H257ZM11 198V196L9 197V199ZM18 198V197H17ZM59 198V197H58ZM63 198V197H62ZM61 198V199H62ZM89 198V197H88ZM91 198H93V197H91ZM96 198V197H95ZM151 198V197H150ZM231 198H233V197H231ZM237 198V197H236ZM247 198V197H246ZM245 198V199H246ZM254 198H255V196H254ZM255 198V199H256ZM264 198V197H263ZM262 198V199H263ZM6 200H7V198H5ZM22 199V198H21ZM64 199V198H63ZM138 199V198H137ZM164 199V198H163ZM235 199V198H234ZM238 199H240V198H238ZM18 200V199H17ZM25 200V199H24ZM8 201V200H7ZM11 201V200H10ZM69 201V200H68ZM153 201V200H152ZM229 201V200H228ZM242 201V200H241ZM249 201V200H248ZM257 201V200H256ZM13 202V201H12ZM18 202H19V200H18ZM47 202H49V203H51L52 204V206H49V205H47ZM64 202H65V200H64ZM64 202H61V203H64ZM67 202V201H66ZM232 202V201H231ZM235 202V201H234ZM246 202V201H245ZM8 203H10V202H8ZM16 203V202H15ZM20 203V202H19ZM68 203V202H67ZM239 203H241L242 204V202H239ZM256 203V202H255ZM5 204H6V202H5ZM11 204H14V203H11ZM232 204V203H231ZM244 204V203H243ZM67 205V204H66ZM239 205V204H238ZM248 205V204H247ZM251 205H252V203H251ZM256 205V204H255ZM261 205V204H260ZM4 206V205H3ZM6 206V205H5ZM11 206H13V205H11ZM70 206V207H71ZM170 207V209H169V207ZM236 206V204H234V207ZM245 206V205H244ZM0 207H2V206H0ZM9 207V206H8ZM16 208H17V206H15ZM20 207H21V205H20ZM242 207V206H241ZM133 208H138V209H140L139 210V212L140 213H138L139 215H137V217H134V218H132L131 217V214H132V209ZM171 208H172V210H173V212H171ZM191 208V210L190 211H188L189 209ZM236 208V207H235ZM242 208H245V207H242ZM3 209V208H2ZM12 209V208H11ZM18 209V208H17ZM20 209V208H19ZM18 209V210H19ZM71 209V208H70ZM231 209H233V208H231ZM237 209V208H236ZM15 210V209H14ZM21 210V209H20ZM6 211V210H5ZM238 211H239V209H238ZM253 211V210H252ZM256 211V210H255ZM258 212L257 213H260V214H262V215H264V206H261V207H259V209L257 210ZM240 212V211H239ZM249 212V211H248ZM81 213H79V214H81ZM136 213V212H135ZM173 213H176V214H180V215H183V216H185V223H183L184 224V226L183 227H181V229L179 230V233H180V237H182L183 239H184V241L182 242V243H180L179 244V247H180V250H179V252H178V254L175 256V255H173L172 254V252H171V250L169 249V242H171V241H169V242H164V243H162L161 241H159L160 240V238H161V235H162V232H163V229H165V230H167L166 229V227L163 225V222H170V223H175V218H177L176 216H173L172 214ZM235 213V212H234ZM244 213V212H243ZM242 213V214H243ZM75 214V213H74ZM73 214V215H74ZM140 214H143V218H139V216H140ZM241 214V215H242ZM246 214H247V212H246ZM1 215H2V212H1ZM24 215V214H23ZM180 215H179V217H180ZM236 215V214H235ZM244 215V214H243ZM242 215V216H243ZM249 216H251V215H249ZM11 217V216H10ZM246 217V216H245ZM252 217H254V216H252ZM258 217V216H257ZM261 217V216H260ZM2 218V217H1ZM14 218V217H13ZM38 218V217H37ZM231 218H232V216H231ZM248 218V217H247ZM8 219H9V217H8ZM137 219V220H136ZM3 220V219H2ZM6 220V219H5ZM13 221V220H12ZM23 221V220H22ZM25 221H27V219L25 220ZM99 221V220H98ZM254 221V220H253ZM9 222V221H8ZM7 222V223H8ZM3 223V222H2ZM16 223H18V221H16ZM15 223V224H16ZM23 223H24V221H23ZM22 223V224H23ZM27 223V222H26ZM26 223H25V225H26ZM244 223V222H243ZM19 224H21V223H19ZM19 224H17V225H19ZM245 224V223H244ZM243 224V225H244ZM255 224V223H254ZM258 224V223H257ZM260 224H261V222H260ZM259 224V225H260ZM263 224V223H262ZM5 225H6V223H5ZM10 225V224H9ZM24 225V226H25ZM29 225V224H28ZM247 225V224H246ZM251 225V224H250ZM258 225V226H259ZM6 226H8V224L6 225ZM23 226V225H22ZM23 226V227H24ZM252 226H254V225H252ZM10 227V226H9ZM17 227V226H16ZM15 227V228H16ZM20 227V226H19ZM22 227V228H23ZM46 227H48V226H46ZM246 227V226H245ZM249 227H251V226H249ZM248 227V228H249ZM255 227V226H254ZM253 227V228H254ZM3 228H5L4 226H3ZM22 228H21V230H22ZM33 228V227H32ZM11 229V228H10ZM13 229V228H12ZM11 229V230H12ZM16 229H19V228H16ZM33 229H35V228H33ZM32 229V230H33ZM47 229V228H46ZM8 230V229H7ZM20 230V231H21ZM24 230V229H23ZM30 230V229H29ZM2 231V230H1ZM17 231V230H16ZM49 231V230H48ZM51 231V230H50ZM133 231H135V230H133ZM256 231V230H255ZM37 232V231H36ZM251 232V231H250ZM12 233V232H11ZM18 233V232H17ZM23 233V232H22ZM31 233V232H30ZM42 233L44 234V236L42 235V234H40V235H42V238H43V241H44V243L47 245V246H49V248L51 247V245L53 244L54 245V243H53V241H52V239H50L49 241H47L46 239H47V236H50V234H49V232H48V234L49 235H45L46 233H44L43 231H42ZM168 233H171V234H173V230H171V231H169L168 230ZM52 234V233H51ZM261 234V233H260ZM6 235H8V234H6ZM14 235V234H13ZM36 235V234H35ZM39 235V234H38ZM256 235V234H255ZM258 235V234H257ZM16 236V235H15ZM23 236V235H22ZM26 236V235H25ZM29 236V235H28ZM46 236V239L44 238ZM170 236V235H169ZM52 237V236H51ZM118 237H120V236H118ZM20 238V237H19ZM28 238H30V237H28ZM11 239H13V238H11ZM35 239H36V237H35ZM54 239V238H53ZM86 239L87 240H92V241H94L95 242V237L93 236V238H89V237H86ZM0 240H2V239H0ZM4 240V239H3ZM20 240V239H19ZM32 240V239H31ZM31 240H29L30 242H32ZM121 240V241H120ZM253 240V239H252ZM26 241H27V239H26ZM33 241H36V240H33ZM16 242V241H15ZM25 242V241H24ZM61 242V241H60ZM149 242H151V245H149ZM264 242V241H263ZM262 242V243H263ZM5 243V242H4ZM11 243V242H10ZM16 243H18V242H16ZM20 243V242H19ZM50 243V244H49ZM20 244H22V243H20ZM26 244H28L29 245V242L27 243H25V245ZM32 243H30V245H31ZM39 244H41V243H39ZM101 244V243H100ZM264 244V243H263ZM30 245L29 246H27V247H30ZM37 245V244H36ZM102 245V244H101ZM20 246V245H19ZM41 246V245H40ZM64 246H65V244H64ZM8 247H12V246H8ZM26 247V248H27ZM61 247H62V245H61ZM61 247H60V251H61ZM114 247V248H113ZM25 248V247H24ZM32 248V247H31ZM38 248V247H37ZM46 248V247H45ZM55 248V247H54ZM138 248V247H137ZM33 250L35 249V248H32ZM44 249V248H43ZM89 249V248H88ZM217 249H219L220 251H221V256L222 257H220V256H218L217 255V253L215 254V252L217 251ZM12 250V249H11ZM36 250V249H35ZM54 250H56V249H54ZM14 251V250H13ZM13 251H12V253H13ZM26 251V250H25ZM32 251V250H31ZM31 251H30V253H31ZM41 251H42V246H41ZM58 251V250H57ZM66 251V250H65ZM64 251V252H65ZM22 252V251H21ZM27 252L29 253V251L27 250ZM46 252H49L48 251V249H47V251ZM56 252V251H55ZM63 252V251H62ZM70 252V251H69ZM23 253V252H22ZM35 253V252H34ZM38 253V252H37ZM41 253V252H40ZM40 253H38V255L40 254ZM61 253V252H60ZM67 253V252H66ZM32 254V253H31ZM54 254V253H53ZM75 254L79 257V258H81V259H84V256H85V254H84V252L79 248V247H75ZM22 255H24V254H22ZM59 255V254H58ZM151 255V258L149 257ZM224 255V256H223ZM25 256H26V253H25ZM42 256V255H41ZM45 256H50L49 255V253H48V255L46 254ZM64 256V255H63ZM69 256V255H68ZM146 256H147V258H146ZM19 257V256H18ZM52 257V256H51ZM54 257H55V255H54ZM224 257V258H223ZM26 258V257H25ZM42 258H45V257H42ZM53 258V257H52ZM56 258H58V257H56ZM60 258V257H59ZM66 258H68V257H66ZM72 258V257H71ZM17 259H20V258H17ZM30 259V258H29ZM49 259V258H48ZM27 260H28V258H27ZM54 260V259H53ZM57 260V259H56ZM71 260V259H70ZM107 260V259H106ZM17 261V260H16ZM15 261V262H16ZM34 260H32V262H33ZM48 261V260H47ZM51 261V260H50ZM63 261V260H62ZM18 262V261H17ZM19 262H22V260H20ZM28 262V261H27ZM31 261H29V263H30ZM35 262H36V260H35ZM34 262V263H35ZM40 262V261H39ZM49 262V261H48ZM54 262V261H53ZM126 262V263H127ZM257 262V261H256ZM38 263V262H37ZM47 263V262H46ZM61 263H63V262H61ZM78 263V262H77ZM18 264V263H17ZM32 264V263H31ZM50 264V263H49ZM57 264H60V263H57ZM64 264V263H63ZM131 264V263H130ZM185 264V263H184Z\"/></svg>",
  "mask_w": 264,
  "mask_h": 264
},
{
  "label": "water",
  "instance_id": "water-1",
  "mask_svg": "<svg viewBox=\"0 0 264 264\" xmlns=\"http://www.w3.org/2000/svg\"><path fill=\"white\" fill-rule=\"evenodd\" d=\"M183 241H184L183 238H179L176 242H177V244H180V243H182Z\"/></svg>",
  "mask_w": 264,
  "mask_h": 264
}]
</instances>
